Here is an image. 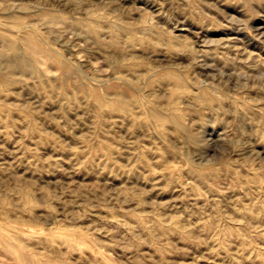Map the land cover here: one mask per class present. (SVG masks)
Instances as JSON below:
<instances>
[{
	"label": "clouds",
	"instance_id": "clouds-1",
	"mask_svg": "<svg viewBox=\"0 0 264 264\" xmlns=\"http://www.w3.org/2000/svg\"><path fill=\"white\" fill-rule=\"evenodd\" d=\"M0 264H264V0H0Z\"/></svg>",
	"mask_w": 264,
	"mask_h": 264
},
{
	"label": "rangeland",
	"instance_id": "rangeland-1",
	"mask_svg": "<svg viewBox=\"0 0 264 264\" xmlns=\"http://www.w3.org/2000/svg\"><path fill=\"white\" fill-rule=\"evenodd\" d=\"M257 23H259V21Z\"/></svg>",
	"mask_w": 264,
	"mask_h": 264
}]
</instances>
